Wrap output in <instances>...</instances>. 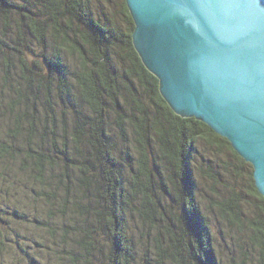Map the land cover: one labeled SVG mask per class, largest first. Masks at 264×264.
<instances>
[{
	"label": "trees",
	"instance_id": "trees-1",
	"mask_svg": "<svg viewBox=\"0 0 264 264\" xmlns=\"http://www.w3.org/2000/svg\"><path fill=\"white\" fill-rule=\"evenodd\" d=\"M133 30L125 0H0V181L17 167L14 174L24 172L31 189L29 195L10 189L15 207L0 200V264H43L38 251L61 264H136L138 257L140 264H264V197L253 169L241 172L247 163L227 139L172 110L133 46ZM29 51L33 58L38 51L39 60L28 61ZM70 59L79 61L76 70L64 67ZM86 113L94 117L83 123ZM44 115L50 123L40 130ZM120 145L133 171L118 168L113 154ZM202 147L238 163L237 184L198 167L217 197L207 210L223 230L198 201L194 168ZM165 178L174 194L165 193ZM159 194L169 200L170 216ZM26 210L47 220L31 221ZM23 226L42 242L13 237ZM226 234L237 253L217 250ZM48 239L61 247L59 257L48 253Z\"/></svg>",
	"mask_w": 264,
	"mask_h": 264
},
{
	"label": "water",
	"instance_id": "water-1",
	"mask_svg": "<svg viewBox=\"0 0 264 264\" xmlns=\"http://www.w3.org/2000/svg\"><path fill=\"white\" fill-rule=\"evenodd\" d=\"M172 110L227 139L264 197V0H125Z\"/></svg>",
	"mask_w": 264,
	"mask_h": 264
},
{
	"label": "rangeland",
	"instance_id": "rangeland-1",
	"mask_svg": "<svg viewBox=\"0 0 264 264\" xmlns=\"http://www.w3.org/2000/svg\"><path fill=\"white\" fill-rule=\"evenodd\" d=\"M105 8H106V3H105ZM111 10H113V8L111 9ZM120 10V6H118L115 10H113V11H116V12H118ZM107 12H110V11H108V10H106ZM124 24V23H123ZM120 25V24H119ZM49 37H50V35H48ZM77 40H80L81 38H79V37H77L76 38ZM49 43H51V41H49ZM52 44V43H51ZM29 47L30 46H28L27 47V50H30L29 49ZM37 52V53H36ZM26 54H27V56H26V59L28 60V61H35V60H39V53H38V51H35V58H33V54L34 53H32V54H30L31 52L29 51L28 53L27 52H25ZM66 57V56H65ZM72 58V57H71ZM75 60L76 58H72V60ZM141 59V58H140ZM142 61V60H141ZM79 61L77 60L76 62L74 61V62H72L71 61V59H70V61H67L66 62V64L64 65V67H66L68 70H73V69H77V63H78ZM142 64H143V62H142ZM144 65V64H143ZM145 66V65H144ZM57 77V79H59V74L56 76V75H53L52 76V78H56ZM156 77V76H155ZM157 78V77H156ZM158 79V78H157ZM159 81V80H158ZM52 84H53V86H52V89L53 90H50L51 91V94L53 95V96H57V93H58V88L57 87H55L54 86V82L52 81L51 82ZM56 85V84H55ZM104 110V114H105V116L106 115H108V110L107 109H103ZM48 110L46 109V112H47ZM81 113V112H80ZM45 116V115H44ZM68 116V119H70V116L69 115H67ZM40 119H39V122H40V124H41V126L39 127V129L40 130H42L43 129V126L45 125V121H47V122H49V118H47L46 116H45V118H46V120H44L41 116H38ZM92 117H94L93 115H88V113H86L85 115H83L82 117H81V122H83V123H86V122H88ZM50 123V122H49ZM50 125V124H49ZM70 127V126H69ZM115 132H117V131H115ZM129 133H131L132 132V130H129L128 131ZM131 135V134H130ZM120 137V136H119ZM130 138H131V140H132V136H130ZM123 144H124V142H123ZM132 144V143H131ZM120 148H117L115 151H114V154H113V156L114 157H116V158H118V160H116V163L118 164V168H123V169H125L126 168V170L128 171V170H130V171H133L134 169H135V167H134V165H132V163H131V157H130V155L128 154V151L126 150V148L125 147H123V146H119ZM152 148H154V149H157V147H156V145H155V142L153 143V147ZM152 148H149L148 146H147V152H148V150H150L151 152H153V150H152ZM120 149V150H119ZM118 151V152H117ZM122 152V153H121ZM210 158H212V159H214V160H218V162L220 163V165H221V167L219 168V165H218V163H216V162H214L213 161V164H209L208 163V160H210ZM217 158V159H216ZM226 162V165L228 164V167H227V170H226V172H225V167H223V162ZM164 162V161H163ZM235 163L236 164H238L236 161H234L233 160V158L232 157H230L229 156V159H227V158H225L224 157V155H220V153H217L216 152V150H214V149H209V148H207V147H205V148H203L202 147V150H200V152L198 153V162H197V166H196V168H194V177H195V180H196V187H197V195H198V201H199V204H200V208L201 209H203L202 211L206 214V216H208L209 217V221L211 222V224L213 225H216V226H218L219 228H221L222 230H223V228H224V224L221 222V224L220 223H217V219H218V215L216 214V212H214V211H211V210H207V207H206V203H210L211 202V200L212 201H217V197H216V195L213 193V191H212V188L210 189V185H211V181L210 180H208L207 178H205L203 175H202V173H201V171L199 170V168L198 167H200V168H205V169H207L208 170V168H210L211 169V171H213V173H211L209 170H208V172H210L213 176H215L216 178H222V179H224V178H226V179H228L229 180V182H233L234 184H237L236 183V175H235ZM245 163H247V162H245ZM164 164H165V162H164ZM248 164V165H247ZM246 164V166L244 167V169L243 170H241V167L240 166H238L237 168H236V170H241V172H246V171H248V170H250V168H252V166H251V164H249V163H247ZM125 167V168H124ZM16 168V170L15 169H13V173H10V175L8 176V182L9 183H11V182H13V180L12 179H15V182H14V185L13 186H9L8 185V182H6V180H3V181H0V200L1 201H3V202H8L9 203V205L11 206V207H15V206H17V204H18V200H16L14 197H12L13 196V192H11L10 191V189L11 188H13V189H17V190H21L23 193H26V194H28L29 195V192L31 191V189L30 188H26V187H29V185H25L24 183H28V182H26L25 180V177H22V175H24V172L21 174V175H16V174H14L15 173V171L18 173V169H17V167H15ZM129 168V169H128ZM253 169V168H252ZM76 172H77V170H76ZM171 174H172V172H171ZM173 175V174H172ZM21 179H20V178ZM73 179H74V177H73ZM164 179V178H163ZM165 181H166V184L164 185V191H165V193H167L168 191H170L171 193H173L174 194V191H175V184L172 182V181H170L168 178H165ZM155 182H156V180H155ZM255 183V182H254ZM107 185L110 187L111 186V182L109 181V179H108V181H107ZM58 189H59V191H60V193L58 192V195H63L64 196V192H65V189L63 188H60V186L58 187ZM156 192V191H155ZM260 194V193H259ZM160 195V200H161V202L164 204V207L167 209V211H168V214H169V216L171 215V207H170V204H169V200L167 199V197H165V196H163V195H161V194H159ZM204 195V198H202V196ZM261 195V194H260ZM99 197H101L102 198V196H103V193H101L100 192V194L98 195ZM262 196V195H261ZM1 206V205H0ZM206 209V210H205ZM21 210H24V209H21ZM27 216H28V218L31 220V221H34V222H37V221H40V222H43V221H45V220H47V217L45 218V217H41V216H39V215H36V216H34V217H32L31 216V213L29 212V211H25L24 212ZM75 214V213H74ZM76 215V214H75ZM124 220H125V224H126V233L128 234V236L130 237V231H131V229L133 228V220L132 219H130V214L129 213H125L124 214ZM131 220H132V222H131ZM14 227H16V225H14ZM24 227V226H23ZM22 227V229L21 230H18V236H16L17 235V233L15 232L14 233V235H13V237H17V239H18V237H20V238H22V239H25V240H29V241H31L32 243H34V245H36V240H38V241H41L42 242V240L40 239V238H38V236L37 235H34L33 234V231L31 230V229H29V227L28 226H25L24 228ZM216 229H217V227H216ZM133 232H134V230L132 231V234H133ZM213 232H214V234H216L215 233V231L213 230ZM213 234V235H214ZM10 236V235H9ZM224 236V237H223ZM223 236H219V238H218V242H219V246H218V248H217V250H219L220 252H221V254H230V253H232V248L236 251V253H237V250H236V243L234 242V241H232V238L230 237V235L229 234H226V235H223ZM11 237V239H12V236H10ZM111 237V232H109V233H107V238H110ZM131 238V237H130ZM237 238V237H236ZM237 240H239L238 238H237ZM22 244H23V247H24V249L26 250V251H28V250H31V248H30V246H29V244L28 243H24L23 241H20ZM223 242H225V244L223 245ZM47 243H48V245L47 246H49V249H48V253H50V254H56V252H57V254H56V256L57 257H59L60 256V252H61V247H59L58 245H56L55 244V241H53L52 240V242L50 241V239H48L47 240ZM238 243H239V245H241V244H243L242 243V241L240 240V241H238ZM12 245V248L14 249V250H16L17 251V249L13 246V244H11ZM221 245H223V246H221ZM232 247V248H231ZM17 253H19L21 256H23V252L22 253H20V252H18L17 251ZM139 255L141 254V252L139 251V252H137ZM31 254H34V252L33 251H30V253L27 255V258H28V260H29V263H33V260H31V258H30V256H31ZM46 254V251H44V252H41V251H38L37 253H36V257H37V260L38 261H40V262H42L43 264H61V263H59V262H56V261H54V260H52V259H50L49 258V256H46L45 255ZM45 255V256H44ZM24 257V256H23ZM139 258V257H138ZM137 258V263L136 264H140L141 262H145L143 259H138ZM22 259V258H21ZM64 264H67V260L65 259V262H64Z\"/></svg>",
	"mask_w": 264,
	"mask_h": 264
}]
</instances>
